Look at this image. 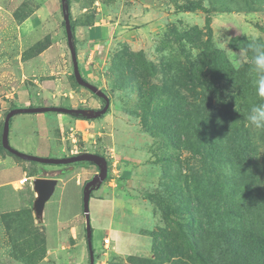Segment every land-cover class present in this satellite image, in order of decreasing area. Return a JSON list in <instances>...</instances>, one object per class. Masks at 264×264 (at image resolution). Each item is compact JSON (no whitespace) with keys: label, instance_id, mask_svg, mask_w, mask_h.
<instances>
[{"label":"rangeland","instance_id":"rangeland-1","mask_svg":"<svg viewBox=\"0 0 264 264\" xmlns=\"http://www.w3.org/2000/svg\"><path fill=\"white\" fill-rule=\"evenodd\" d=\"M39 2H45L49 17L48 36L35 42L18 38L14 22L7 17L9 11L13 10L14 18L20 21ZM56 2L0 0V11L5 15L0 18L3 117L13 106L9 92L23 84L31 92L20 90L16 107L25 106L23 102L29 98L33 106L52 104L89 109L103 106L101 98L74 79L64 26H56L59 13ZM71 3L76 11L82 6L99 8L109 24L115 26L107 48L100 46L87 64L92 74L87 78L80 68L86 80L107 94L109 108L96 119L80 122L74 130L52 131V140L46 139L45 132L53 127L55 112L16 114L10 122L11 146L41 157L95 152L107 159L108 166L116 161L120 172V167H130L129 179L118 178L111 186L107 175L101 187L91 193L93 264H164L165 260L152 248V240L172 249L166 250L172 259L169 261L204 264L194 256L184 234L196 233L197 220L207 222L213 201L224 200L228 170L220 139L224 137L226 141L227 114L239 109L242 94L231 82L207 75L208 67L197 57L203 42L210 39L234 68L251 64L249 48H234L230 43L238 37V45H244V39L264 45V0H70ZM149 22L158 24L146 27ZM33 25L29 20L22 26V32ZM42 33L37 28L26 38H36ZM193 33L198 38L194 39ZM49 44L44 67V59L36 57ZM75 45L77 56L79 50L87 49L85 43ZM81 56L82 63L90 59L88 51ZM197 68L199 78L194 77ZM54 76L59 79L60 92L43 95L31 90L38 81ZM250 94L259 102L253 89ZM193 105L202 109L198 117ZM163 107L174 123L173 136L160 127L167 117L161 111ZM211 114L223 118V124L212 123ZM245 129L252 134L254 149L250 153L255 179L264 191V131L247 124ZM20 146L36 152H26ZM0 155H6L0 160V182H9L4 188L12 190L14 182L24 175L32 180L58 179L44 206V230L34 218L35 194L23 207L18 221L0 213V264H89L82 189L97 167L85 161L63 165L26 161L1 147ZM67 165L71 168L60 170ZM193 216L198 219L190 220L193 229L187 231L182 224ZM123 229L131 236L122 233ZM104 237L110 239L108 247L103 245ZM47 248L51 249L50 254Z\"/></svg>","mask_w":264,"mask_h":264},{"label":"trees","instance_id":"trees-1","mask_svg":"<svg viewBox=\"0 0 264 264\" xmlns=\"http://www.w3.org/2000/svg\"><path fill=\"white\" fill-rule=\"evenodd\" d=\"M66 1L69 5V17L74 34L70 0ZM62 25L64 26L63 21ZM198 37L193 33L194 39ZM237 41L239 38L234 37L231 40V46L248 49L252 43L244 39V45H238ZM203 43L204 47L197 58L200 63L208 67L207 75L231 82L233 87L242 94L240 97L242 102L238 105L237 111L227 114L226 122L229 133L226 141L224 137L220 139L222 142L220 146L223 145V152L227 156L224 163L228 170L224 200H214L207 216V222L202 223L197 220V227H194L197 228L194 229L196 233H185L184 238L190 250H193L194 256L204 264H264V191L260 190V183L255 179V164L250 153L254 149L250 138L252 134L245 129V124H247L245 114L251 104L258 103L250 94V89H253L249 73L251 64L247 63L245 66L234 68L222 52L211 43L210 39H206ZM249 52L252 60L253 53L250 50ZM134 67L136 66L134 65ZM199 76L200 71L197 68L194 77L199 78ZM237 93L236 95H238ZM193 106L195 107V115L198 117L201 115L202 109L196 105ZM13 107L16 106L13 105L11 108ZM161 111L166 112L164 107ZM166 113L167 117L161 122L160 127L167 135L173 136L174 123L172 124L169 113ZM208 118L209 114L207 115ZM211 120L212 123L215 122L216 124H223L224 122L223 118H218L217 115L212 116V114ZM0 147L3 148L1 129ZM70 166L67 165L60 170H68ZM128 173L123 179L129 178ZM22 210L23 208H20L5 213L12 216L13 221L16 222L22 217ZM195 219L198 217H191L189 221L187 220L182 224V227L187 231L193 229L190 220ZM37 225L44 230L43 221L37 222ZM152 248L159 253L157 255H161V259L165 260L164 264H185L176 259L169 261L172 259L168 258L166 250L172 251V249L162 247L155 240H152Z\"/></svg>","mask_w":264,"mask_h":264},{"label":"crops","instance_id":"crops-1","mask_svg":"<svg viewBox=\"0 0 264 264\" xmlns=\"http://www.w3.org/2000/svg\"><path fill=\"white\" fill-rule=\"evenodd\" d=\"M56 2V0H55ZM57 11L59 12L57 15V19L56 21V26H62V21H63V17H62V11H61V3L60 0H57ZM30 12L28 14V16H26L23 20L20 21H16V19L14 18L12 11L10 12V15L7 16L11 22H14L15 26H16V30H17V34H18V38H22L23 40H28L31 42H35V41H39V40H43L45 39L46 36H48L49 31H47L48 26L46 25L47 22L49 21V17L48 14L46 13L47 10L45 8V2H39L35 5H32V7H30ZM100 9L97 8L94 9L93 6H82L78 11H76V8L74 6L73 3H71L70 5V12H71V16H72V22L74 23V41L77 44V47H80V43H85L87 49L86 50H79L78 53V58L80 61L81 66L79 68L83 69V72L85 73L86 77L88 78L91 74H92V69L89 68V66H87V64L90 62L91 58H94V55L96 56V54L98 53V49L100 48V46L104 45L105 49L107 48V45H109V43H107V40L110 38V36L112 35L115 26L113 24H109V22L106 19V16L104 15V13L99 11ZM4 12L3 10L0 11V18L4 17ZM88 19H91L89 22L87 21ZM147 18L145 17V20ZM29 20H32L34 25L31 29L26 30V32H22V26L24 24H26ZM146 22V21H145ZM150 25L146 26V27H153L155 25H157L158 23H154V22H149ZM37 28H41L43 33L39 36H36V38H32V39H28L26 37L30 36V34L36 30ZM50 43V40H49ZM51 45L49 44V46H46L45 48H43V50H41L38 54L36 58H41L44 59V67L45 64L48 61H45V56L48 53L49 49H50ZM84 49V48H82ZM86 51H88L89 53V60L86 63H82L81 61V54L85 53ZM82 74V73H81ZM53 76V75H51ZM82 76H84L82 74ZM61 86L59 84V79L57 76H54L53 78H48L45 79L43 81H38L37 84H35L31 90H34L37 94H56L58 92H60ZM20 90H26V91H30V89H28L24 84L20 85L18 88L14 89L13 92H9L8 96H11L10 98H13L12 102L13 105L15 103V101L18 100L17 94ZM30 97V94H29ZM30 100V98H29ZM29 100H25L23 102V105L25 106H31L33 105V102L29 101ZM50 103V102H48ZM46 104V103H45ZM52 105V104H49ZM56 113V112H55ZM65 115L67 114H62V113H56L55 116L52 117V128L46 129L47 135H46V139L47 140H52V131H59L65 128H69V129H76L77 126H79L84 120L86 119H82V118H77V117H72L74 119H70V118H66ZM70 116V115H68ZM3 107L0 105V129L1 128V124L3 123ZM12 119V118H11ZM51 129V131H49ZM10 135V132H9ZM52 135V136H51ZM56 138V137H55ZM16 142H18L17 140H15ZM22 145V144H21ZM17 147V146H16ZM20 149H23L26 152L31 153V151H35V150H31V148H27L24 149L23 146L18 147ZM64 148L61 147V152L63 153ZM36 152V151H35ZM6 155L2 156L0 155V160L4 159ZM71 168V167H70ZM121 169V179H123V177L125 175H127L126 173L129 172V178L132 176V171L130 169V167L125 166V167H120ZM23 177V176H22ZM18 178V181L22 178ZM128 178V179H129ZM127 180V179H124ZM18 181L14 182V188L11 190L9 188H4L5 185H7L9 182H0V213H4V212H9V211H13V210H18L20 208H23L24 206H26L28 204L29 199L33 198V189L32 187H23L22 185L18 184ZM27 183V182H26ZM30 183V182H28ZM77 183L80 184L81 181L80 179H77ZM101 187V186H100ZM107 190H105L106 192ZM112 202L113 204L116 206L117 201L116 198L114 197V195L112 194ZM124 230V229H123ZM121 230L122 233H126L127 236H131V234L128 233V231H123ZM146 237H149L148 235H144ZM105 238V237H104ZM150 238V237H149ZM134 239H137V237H134ZM151 239V238H150ZM51 249L47 248V252L48 254H50ZM48 257H45V259H47Z\"/></svg>","mask_w":264,"mask_h":264},{"label":"water","instance_id":"water-1","mask_svg":"<svg viewBox=\"0 0 264 264\" xmlns=\"http://www.w3.org/2000/svg\"><path fill=\"white\" fill-rule=\"evenodd\" d=\"M60 3H61V11L64 22V30L66 34L67 47L69 49V53L71 57L74 79L79 85L87 88L93 94L101 98L104 101L103 106L99 109L68 107L64 105H38V106L31 105V106L10 108L6 112L3 119L2 129H1V144L2 147L5 150H7L9 153L26 161H34L42 164H54V165L71 164L74 162L85 161L90 164H94L97 167V172L94 173L92 177L84 183L82 189V202H83V214H84L85 227H86V240H87V247L90 256L89 264H93L94 259H93V250L91 243L90 223H89V199L92 191L99 189L107 177L108 174L107 159L98 153L89 152V151H83V152L60 156V157H41L17 150L13 146H11L9 142L10 122H11V118L16 114L56 112L82 119H96L101 115H103L104 113H106L109 108L110 99L107 96V94L99 87L86 80L81 74L77 59L74 34L71 28V20L69 17V5L66 0H60ZM57 182L58 179L54 177H36L32 180V189L35 193V197L32 201V210L36 222L43 221V211H44L45 203L53 194Z\"/></svg>","mask_w":264,"mask_h":264},{"label":"clouds","instance_id":"clouds-1","mask_svg":"<svg viewBox=\"0 0 264 264\" xmlns=\"http://www.w3.org/2000/svg\"><path fill=\"white\" fill-rule=\"evenodd\" d=\"M249 50L253 53L249 68L251 87L259 102L251 104L245 120L248 127L264 131V45L253 42L249 45Z\"/></svg>","mask_w":264,"mask_h":264},{"label":"built area","instance_id":"built-area-1","mask_svg":"<svg viewBox=\"0 0 264 264\" xmlns=\"http://www.w3.org/2000/svg\"><path fill=\"white\" fill-rule=\"evenodd\" d=\"M108 183L111 184V186L116 182V179L121 178V172L120 170L117 168V162L113 161L112 163L109 164L108 166ZM26 182H30L32 184V179L31 176H23L19 181L18 184L19 185H24ZM103 245L105 247H108L110 245V239L108 237H105L103 239Z\"/></svg>","mask_w":264,"mask_h":264},{"label":"flooded vegetation","instance_id":"flooded-vegetation-1","mask_svg":"<svg viewBox=\"0 0 264 264\" xmlns=\"http://www.w3.org/2000/svg\"><path fill=\"white\" fill-rule=\"evenodd\" d=\"M103 103H104V101H103Z\"/></svg>","mask_w":264,"mask_h":264}]
</instances>
